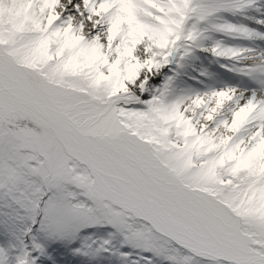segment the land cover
Listing matches in <instances>:
<instances>
[{"label":"snow or ice","instance_id":"6c2138e0","mask_svg":"<svg viewBox=\"0 0 264 264\" xmlns=\"http://www.w3.org/2000/svg\"><path fill=\"white\" fill-rule=\"evenodd\" d=\"M0 264H264V0H0Z\"/></svg>","mask_w":264,"mask_h":264}]
</instances>
